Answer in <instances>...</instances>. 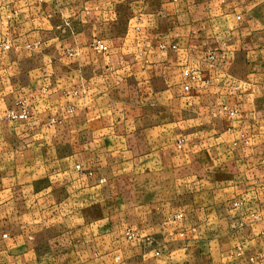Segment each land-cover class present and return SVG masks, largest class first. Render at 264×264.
<instances>
[{
    "label": "crops",
    "instance_id": "crops-1",
    "mask_svg": "<svg viewBox=\"0 0 264 264\" xmlns=\"http://www.w3.org/2000/svg\"><path fill=\"white\" fill-rule=\"evenodd\" d=\"M99 1H0L1 230L39 264H264V0Z\"/></svg>",
    "mask_w": 264,
    "mask_h": 264
},
{
    "label": "rangeland",
    "instance_id": "rangeland-1",
    "mask_svg": "<svg viewBox=\"0 0 264 264\" xmlns=\"http://www.w3.org/2000/svg\"><path fill=\"white\" fill-rule=\"evenodd\" d=\"M90 2L89 4H96V0H58V4H81V2ZM94 1V2H92ZM127 2V0H125ZM156 0H154L155 2ZM177 0H169L170 3H175ZM98 4H112V0H101ZM64 16V15H63ZM106 33L107 38H99L95 39L91 42V48L94 41H101L105 46L107 39H111V34H108L107 28L104 31ZM109 37V38H108ZM108 42V41H107ZM109 43V42H108ZM108 48V46H107ZM93 49V48H92ZM109 49V48H108ZM94 50V49H93ZM96 51V50H94ZM108 51V50H107ZM106 51V52H107ZM99 52V51H96ZM105 53V52H100ZM12 112L11 110L9 113ZM17 115H24V118H16L10 119V121L17 120H25L27 118L28 112L24 109H21L19 112H13ZM77 170H80L79 166H76ZM87 172L89 178H93L95 176L96 171L93 167L87 169L84 173ZM128 186H106L105 192V200L98 201L100 204L104 205V219H105V227L111 228L112 226H116L118 230H124L121 234L120 238L123 241H129L134 238V234L130 232L129 226V201L127 200ZM96 201H90V216H89V225L91 226L95 222V217H92L93 210L94 214H96ZM92 208V209H91ZM62 222L56 226L57 228H64L65 223ZM48 234H33L31 232L25 233H10L7 231H2L0 226V264H39L38 258L43 257L45 253H48V249H40L38 248V243L40 240H45ZM91 237V235H90ZM53 238L60 243L63 244L65 240V235L62 231H58L56 234H53ZM91 239V238H90ZM39 240V241H38ZM107 251V250H106ZM66 252H70V250H66L65 248H60L54 251L57 253L58 259L56 264H67L65 255ZM34 257H36L37 261H34ZM90 264L96 260V250L90 249Z\"/></svg>",
    "mask_w": 264,
    "mask_h": 264
},
{
    "label": "built area",
    "instance_id": "built-area-1",
    "mask_svg": "<svg viewBox=\"0 0 264 264\" xmlns=\"http://www.w3.org/2000/svg\"><path fill=\"white\" fill-rule=\"evenodd\" d=\"M1 1V0H0ZM92 48L96 51H99V52H106L108 50L107 46H105L101 41H94L93 44H92ZM184 76H186V78H189L191 77L187 71H185L184 73ZM183 90L184 91H188L189 90V86L186 84L183 86ZM7 117L10 118V119H16V118H24V115H17V114H14L13 112H10L7 114ZM238 204L235 203L234 206H237ZM157 254V253H156Z\"/></svg>",
    "mask_w": 264,
    "mask_h": 264
}]
</instances>
